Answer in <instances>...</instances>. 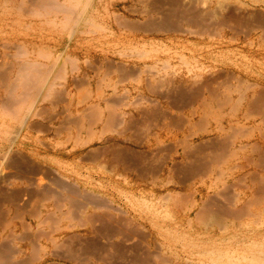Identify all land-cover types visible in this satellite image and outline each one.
I'll return each mask as SVG.
<instances>
[{"label":"rangeland","instance_id":"374dc122","mask_svg":"<svg viewBox=\"0 0 264 264\" xmlns=\"http://www.w3.org/2000/svg\"><path fill=\"white\" fill-rule=\"evenodd\" d=\"M42 1L0 0V162L14 147L23 153L17 148L46 117L48 144L75 146L80 120L100 140H117L115 186L130 193L77 203L74 166L53 154L52 184L40 178L49 213L42 202L27 206L9 230L0 208V264L9 253V264H255L264 248V0ZM142 28L149 34L135 33ZM20 169L19 183L7 186L22 191L36 176ZM29 212L43 213L46 225L22 227ZM93 213L111 215L109 236L99 222L90 227ZM56 221L83 239L43 251L33 238Z\"/></svg>","mask_w":264,"mask_h":264},{"label":"crops","instance_id":"0c3cea01","mask_svg":"<svg viewBox=\"0 0 264 264\" xmlns=\"http://www.w3.org/2000/svg\"><path fill=\"white\" fill-rule=\"evenodd\" d=\"M135 33L139 35L149 34L147 29L143 28ZM156 33L158 34L159 31H157ZM35 123L36 125L29 131V139L23 142L22 148H17L18 152L23 153L17 154L14 147L12 153L5 161V165L2 169V177L11 175L14 183H19V180L17 178L18 176L16 174V170L19 167H16L15 165L16 162H19L18 164H20L21 161L26 160L30 162V164L36 165V167L38 168V171L35 172L36 178H42L45 183L52 184V180L50 178L53 176V172L56 170L49 166V160H52L53 154H55L59 156L57 159L60 163H68L74 166L73 172H75V176L73 175L68 177L76 181V186L74 188V191L76 193H74V195L72 194L73 192L71 193L70 191H68L66 192V194L76 196L77 203H81L86 200L87 197L91 196H110L116 194L128 195L130 193L128 189L116 188L115 186L114 179L116 178L117 173L116 164L118 163L119 159V156L117 155L118 143L116 139L105 138L103 140H100V138H98V136H100V132L96 131L95 129H93L92 131L86 130L85 124L82 125L83 127L81 129L80 120H78V129L75 130V133H73L72 135L73 137H75L74 139H76V141H74V144L76 142L77 145H68L67 147L66 145H63L66 150H57L62 154L60 155L56 150L53 149L51 144H48L49 140H51L52 142L53 136L47 117L41 122H38L36 120ZM76 146L77 148H80V150H75L74 148ZM120 146L125 148L128 147V145ZM2 147L4 148V144L2 145ZM7 171H10V174ZM120 191L123 192V194L120 193ZM17 193L20 194V189L16 185L7 186L6 184H3V182L0 183V208H3L1 218L5 221L4 225L8 227L9 230L13 226L12 222L15 219V214L18 213L20 209L24 210L27 206L31 207L37 205L38 202L36 199H30L26 202H22L21 196L19 197ZM77 212L80 215H84L85 211L83 207H79L77 208ZM100 214L101 213H99L98 215ZM98 215H95V213H93L92 218L95 220ZM33 216L36 217L35 212H29V215L24 216V223H22L21 226L26 229H35L37 227V218L33 219ZM31 221H33V227H29L28 225ZM113 228V225H111L110 223L108 233H110ZM129 241L130 240H127L125 242ZM7 259H11V255H6L4 257L3 264H9L7 262Z\"/></svg>","mask_w":264,"mask_h":264},{"label":"bare ground","instance_id":"6f19581e","mask_svg":"<svg viewBox=\"0 0 264 264\" xmlns=\"http://www.w3.org/2000/svg\"><path fill=\"white\" fill-rule=\"evenodd\" d=\"M92 0H90V2H91ZM42 3H47L48 5H50V4H55L52 0L50 1V0H43L42 1ZM50 3V4H49ZM57 3V2H56ZM46 4V5H47ZM52 6V5H51ZM50 6V7H51ZM87 9V8H86ZM86 9H85V11H84V13L86 12ZM84 19V14H82L81 16H80V19H78L77 18V24L79 25L80 23H81V21ZM151 25V24H150ZM149 27V26H148ZM76 28H77V25H76ZM72 36H71V38L70 39H73L72 37L75 35V31L71 34ZM29 68V67H28ZM52 69H54V66H53V68ZM51 69V70H52ZM27 70V69H26ZM25 70V71H26ZM24 71V72H25ZM38 71V70H37ZM21 72V71H20ZM23 72V71H22ZM27 72V71H26ZM50 72V71H49ZM22 74V73H21ZM21 74H19V75H21ZM26 74V73H25ZM48 74H51V73H48ZM47 74V75H48ZM23 76V75H22ZM25 76H27V75H25ZM49 77H51V75L49 76L48 75V78H45L44 80H42L41 81V84H42V87L41 88H37V93L35 94V96H34V100L32 101L33 103L29 106V109H28V112H27V116H26V119H25V121H24V125H26V123H27V121L28 120H30V118H32V112H33V108H34V106H35V104L38 102V100L42 97V94L46 91V89L48 88V86H49V83H50V80H49ZM28 78V77H27ZM31 79V78H30ZM27 80V79H26ZM24 81H25V79H24ZM27 81H29V80H27ZM24 84H25V82H23ZM28 83V82H27ZM27 83L25 84V85H27ZM31 84V83H30ZM32 85V84H31ZM24 86V85H23ZM36 86V85H35ZM30 89H31V87H29ZM33 88V87H32ZM25 89V88H24ZM34 89V88H33ZM29 90V89H28ZM32 91V90H31ZM48 93V92H47ZM30 95V94H29ZM59 96V95H58ZM6 103V102H5ZM252 106V105H251ZM42 113V112H41ZM40 114V113H39ZM43 114V113H42ZM39 127H40V125H39ZM23 129V128H22ZM43 129V128H42ZM46 129V128H45ZM21 133V132H20ZM236 139V137H233L232 139ZM14 142H15V139L13 140ZM232 141H236V140H232ZM233 143V142H232ZM228 145V144H227ZM226 148H227V146L226 145H224ZM233 146V150L232 151H234V157H240V155H241V152H242V150L244 149V142H241V143H234V145H232ZM224 147V148H225ZM232 148V147H231ZM229 149H230V145H229ZM228 149V150H229ZM226 150V149H225ZM224 150V154H223V156L226 154L225 152H227V151H225ZM229 153V152H228ZM8 154H9V151L8 152H6L5 154H4V156H3V159H2V162L0 163V174H2V169H3V166L5 165V161H6V159H7V156H8ZM222 154V153H221ZM231 154V153H230ZM227 155H229V154H227ZM222 156V155H221ZM221 156H217V157H215L214 159H216V160H214V161H216L215 163L216 164H220V163H218L219 161H218V159H221V158H224L223 156L221 157ZM230 157H231V159H234L233 157H232V155H229ZM229 156H227V157H229ZM229 157V158H230ZM226 158V157H225ZM224 158V159H225ZM229 158H226V161H229V160H227V159H229ZM238 159V158H237ZM22 162V163H21ZM20 162V164H18L19 162H16V167H19V168H21L20 170L23 172V170L25 169H31V170H29L30 172H33L34 174H35V172H36V167L35 166H30V162L28 163V161H25V160H23V161H21ZM13 164V163H12ZM223 163H221V165H222ZM226 164V163H225ZM219 166V165H218ZM15 167V168H16ZM32 167V168H31ZM10 168H11V165H10ZM18 168V169H19ZM24 168V169H23ZM219 168H220V166H219ZM232 168V167H231ZM23 169V170H22ZM221 169V168H220ZM223 169V168H222ZM234 169V168H233ZM233 169H229V171L231 170H233ZM16 170V169H15ZM17 171V170H16ZM8 172V171H7ZM10 172V171H9ZM8 172V173H9ZM18 172V171H17ZM26 172H28V171H26ZM30 172H29V174L28 173H25V171L23 172V173H25V174H27V175H30ZM19 173H21L20 171H19ZM19 173L17 174V176L19 175ZM22 173V174H23ZM33 173L31 174V175H33ZM230 173V172H229ZM10 174V173H9ZM12 174V173H11ZM22 174H20V176H22ZM23 175V176H26V175ZM59 174H57L56 175V173H55V176H58ZM54 176V175H53ZM60 177V176H59ZM18 178H20V177H18ZM23 179H25V178H27V177H22ZM55 178V177H54ZM17 179V178H16ZM11 180H12V176L10 175V176H4V177H1V181L0 182H3V184H6V185H12V184H10V182H11ZM27 181H28V183L26 184H24L25 185V188L24 189H22V191L20 192V194H18V196L20 195V196H24L25 198L27 197V198H30V199H32L33 197H38V196H43V198H42V201H39L38 200V202L37 203H39V202H42V207L41 208H44L43 210L44 211H46V212H48L49 213V200L48 199H50V197L48 198V195L50 196V194H48L49 193V189H48V187L46 188V185L45 184H43L42 183V180H40V178L38 179V177L36 178V179H34L33 177H31V178H27L26 179ZM58 180H59V178H58ZM68 181V179H66V182ZM56 182V181H55ZM62 182V181H61ZM65 182V181H64ZM54 183V182H53ZM58 182H56V184H57ZM68 183V186H70V184H69V181L67 182ZM55 184V185H56ZM62 184H63V182L61 183V186H62ZM59 185H60V183H59ZM59 185H58V187H59ZM49 186V185H48ZM57 186V185H56ZM65 186H67L66 184H65ZM64 186V184H63V187H65ZM73 186V185H72ZM63 187H60V188H62V189H64ZM50 188V187H49ZM68 188V187H67ZM74 188H75V186H74ZM66 189V188H65ZM2 190V189H1ZM49 190V191H48ZM55 189H53V191H54ZM51 191H52V189H51ZM60 191H62L61 189H60ZM2 192V191H1ZM53 193V192H52ZM6 194V193H5ZM4 194V195H5ZM15 194V193H14ZM22 194V195H21ZM16 195V194H15ZM14 195V196H15ZM59 195V194H58ZM57 195V196H58ZM52 196V195H51ZM54 196V195H53ZM12 197H13V195H12ZM97 197V196H96ZM15 198H17V197H15ZM40 198V197H39ZM41 198H40V200H41ZM56 198V197H55ZM59 198H60V195H59ZM88 198V197H87ZM90 198H92V196L90 197ZM90 198H88L89 199V201H90ZM35 199V198H34ZM62 199V198H61ZM29 200V199H28ZM25 201V200H24ZM55 201V200H54ZM34 202V201H33ZM56 202V201H55ZM93 202H95V201H93ZM107 202V201H106ZM236 202V201H235ZM234 202V203H235ZM240 202H242V201H240ZM15 203V202H14ZM62 203V202H61ZM232 203V202H231ZM57 204H58V202H57ZM89 204V203H88ZM108 204V203H107ZM151 204V203H150ZM39 205H41V204H39ZM55 205H56V203H55ZM61 205H63V204H61ZM90 205V204H89ZM145 205H147V202H146V204ZM235 205V204H234ZM35 206V205H34ZM60 206V205H59ZM147 207H150V206H148L147 205ZM152 207V206H151ZM61 208V207H60ZM111 208V207H110ZM40 209V208H39ZM242 209H243V207H242ZM241 209V210H242ZM244 211H246L245 209H243ZM39 211V210H38ZM238 210H236V212H237ZM244 211H241V212H239V213H234V212H231L232 213V216H234L235 218H237V217H239L240 218V216L243 218V212ZM36 213V212H35ZM40 213V212H39ZM231 213H230V216H231ZM244 213H246V212H244ZM34 214V213H33ZM36 215H38V212H37V214ZM106 215H108L107 213L104 215H100L99 217H97L96 218V221L94 220V222H93V224H91L90 225V227H93V230H96L95 229V227H94V225H95V223H97V222H99V223H101L102 224V229L101 230H103L102 232L103 233H105V232H107V231H105L108 227H110V223H111V221H114V220H110L111 218H110V216H106ZM40 218H38V217H36L37 218V227H39V225H41V224H45L46 225V223H44L43 221H42V218L44 217L43 216V213H40L39 215H38ZM54 216V215H53ZM56 216V215H55ZM231 216V217H232ZM34 217V216H33ZM50 217V216H49ZM48 217V219H50ZM61 217V216H60ZM233 217V218H234ZM36 218H33V219H36ZM62 218V217H61ZM90 218H92V217H90ZM112 218H113V216H112ZM238 218V219H239ZM89 220V219H88ZM90 221V220H89ZM41 222H43V223H41ZM57 222L58 221H56V224L54 225V226H50L49 227V230H47V231H45V232H39V234L37 233V235L34 237V235H33V239H34V242H35V245H37V243H39L38 245H37V247L38 248H40L41 250H43V251H47V245H49V243H54L53 245H55L56 243H59V242H62L64 239L66 240V239H72L73 238V240H74V238L75 239H78L80 236H81V234H79V233H71V229H73V228H75V227H69V226H67V225H64V224H61V223H59V224H57ZM59 222H61V221H59ZM55 223V222H54ZM33 224V223H32ZM39 224V225H38ZM221 224V223H220ZM113 225V224H112ZM42 226V225H41ZM40 226V227H41ZM30 227V226H29ZM222 227H224V226H222ZM101 235H102V238L104 237V239L107 237V236H109L108 234H106L107 236H105V234H104V236H103V234L101 233V231L99 232ZM100 237V236H99ZM81 238H82V236H81ZM83 239V238H82ZM65 240H64V242H65ZM79 240V239H78ZM108 240V239H107ZM111 240V239H110ZM33 241V240H32ZM80 242V241H79ZM81 242H85V241H81ZM108 242V241H107ZM87 244V243H86ZM86 244H85V247L87 248L88 246H86ZM60 246V245H59ZM58 246V247H59ZM111 246V245H110ZM61 247V246H60ZM263 247V246H262ZM261 247V249L260 250H258L257 252V256L253 259V262H255V264H264V248H262ZM13 248V247H12ZM5 249V248H4ZM40 249H39V251H40ZM7 250V249H6ZM34 250H36V249H34ZM2 252V251H1ZM5 252V251H4ZM15 252H17V250L15 251ZM34 252V251H33ZM6 253V252H5ZM8 253V252H7ZM26 253V252H25ZM58 253V252H57ZM10 254V253H9ZM8 254V255H9ZM52 254V253H51ZM55 254V253H54ZM207 254H208V252H207ZM211 254H213V255H215L214 254V252L213 253H211ZM209 256H210V253L208 254ZM3 257V256H2ZM213 257H215V256H213ZM3 259H4V257H3ZM221 259V257H217V258H215V259H211V260H215V264H223V263H221L220 260ZM224 260V259H223ZM1 262V261H0ZM234 262H239V259L237 258L236 260L235 259H231L230 260V262L228 263V264H234ZM3 263V262H2ZM1 263V264H2Z\"/></svg>","mask_w":264,"mask_h":264}]
</instances>
